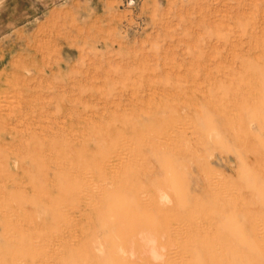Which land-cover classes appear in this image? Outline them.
Instances as JSON below:
<instances>
[{
    "label": "rangeland",
    "instance_id": "1",
    "mask_svg": "<svg viewBox=\"0 0 264 264\" xmlns=\"http://www.w3.org/2000/svg\"><path fill=\"white\" fill-rule=\"evenodd\" d=\"M0 264H264V0H0Z\"/></svg>",
    "mask_w": 264,
    "mask_h": 264
}]
</instances>
